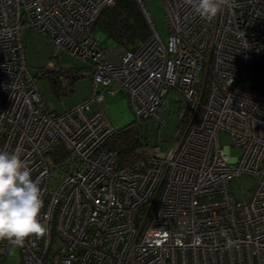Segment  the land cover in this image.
<instances>
[{
  "label": "built area",
  "instance_id": "built-area-1",
  "mask_svg": "<svg viewBox=\"0 0 264 264\" xmlns=\"http://www.w3.org/2000/svg\"><path fill=\"white\" fill-rule=\"evenodd\" d=\"M135 1L148 38L108 51L92 26L115 0H0V151L21 148L43 190L49 229L15 246L21 261L264 264V84L245 86L255 82L253 66L264 64V0H229L212 21L185 0H159L165 41L145 0ZM23 26L44 34L56 54L87 63L89 97L61 113L46 109L24 61ZM62 75L65 85L70 75ZM103 88L126 92L141 139L146 134L130 163L106 146L115 129L104 110L91 109ZM168 99L181 126L175 148L161 154L160 137L153 145L149 137ZM220 131L240 156L229 158ZM240 175L255 184L237 200L229 186ZM11 247L0 241L1 259Z\"/></svg>",
  "mask_w": 264,
  "mask_h": 264
},
{
  "label": "rangeland",
  "instance_id": "rangeland-1",
  "mask_svg": "<svg viewBox=\"0 0 264 264\" xmlns=\"http://www.w3.org/2000/svg\"><path fill=\"white\" fill-rule=\"evenodd\" d=\"M144 5L149 14L153 17L158 33L165 41L168 33L165 24V14L161 3L159 0H145ZM92 33L108 51L109 49L120 50V47H116L114 41L108 38L102 31L95 29ZM20 38L26 67L31 76L35 78L36 86L41 95L43 104L47 109L61 113L63 110L71 108L76 103L92 94V82L87 76L83 75L84 72H90L87 63L73 58L64 51L56 54L46 36L34 28L23 26L20 29ZM48 64L53 65V68L49 67L52 70L62 69L63 72L65 71L67 73H70L68 72L69 70L73 72H75V70L81 71V77L72 81V92H69V95H55L52 92L51 84L47 78L48 73H44ZM42 74H45V76L43 77ZM63 79L64 76L62 75L61 83ZM101 92L103 94V100L100 104L93 103L91 109L95 110L101 107L115 130L127 126L135 119L126 92L120 90L115 94H109L104 88ZM176 106L177 102L174 99H168L164 103L161 109L164 122L160 125L159 129L152 135L150 134L149 137V142L152 145L157 142L158 137H160L161 145L159 149L161 154H166L176 146L177 138L175 134L181 126L180 118L173 112ZM218 135L221 146L231 145L230 137L226 132L220 131ZM240 154V148L235 146L229 147L228 155L231 160L237 158ZM254 184L255 180L251 177L240 175L231 182L229 191L234 194L235 199L241 200L243 197L242 192L247 195L248 189ZM58 246L59 241L54 242L53 247L55 248ZM21 262L18 248L15 246L9 249V255L4 262L0 258V264H21Z\"/></svg>",
  "mask_w": 264,
  "mask_h": 264
},
{
  "label": "clouds",
  "instance_id": "clouds-1",
  "mask_svg": "<svg viewBox=\"0 0 264 264\" xmlns=\"http://www.w3.org/2000/svg\"><path fill=\"white\" fill-rule=\"evenodd\" d=\"M205 21H212L229 5V0H185ZM21 148L0 151V241L23 247L30 238L41 240L48 234V217L42 216L43 190L32 179ZM222 235H227L224 231ZM236 242L230 238L227 246ZM66 264H70L66 262Z\"/></svg>",
  "mask_w": 264,
  "mask_h": 264
},
{
  "label": "trees",
  "instance_id": "trees-1",
  "mask_svg": "<svg viewBox=\"0 0 264 264\" xmlns=\"http://www.w3.org/2000/svg\"><path fill=\"white\" fill-rule=\"evenodd\" d=\"M95 29L102 31L114 41L116 47L122 49L135 48L149 36V28L135 0H115L113 6L104 8L96 18L92 26V30ZM253 68L255 82L245 85L249 89L264 84V64L254 65ZM62 71V69L57 71L49 68L44 70V73H48L47 78L55 95H69L72 92V81L82 75L79 70L75 72L69 70L70 80L64 85L60 78ZM42 76L44 77L45 74ZM198 111L200 112V109ZM140 136H143L141 126L134 119L127 126L115 130L114 135L106 142V146L118 150L122 163H130L131 156L136 154L140 147L148 144L146 134L143 139ZM55 150L57 156L64 155L59 147ZM1 260L4 262L3 259Z\"/></svg>",
  "mask_w": 264,
  "mask_h": 264
}]
</instances>
